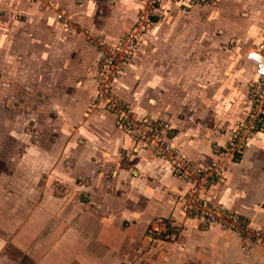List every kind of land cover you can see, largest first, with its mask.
I'll use <instances>...</instances> for the list:
<instances>
[{
  "label": "crops",
  "instance_id": "0c3cea01",
  "mask_svg": "<svg viewBox=\"0 0 264 264\" xmlns=\"http://www.w3.org/2000/svg\"><path fill=\"white\" fill-rule=\"evenodd\" d=\"M139 6V0H0V35L6 38L7 53L10 44V73L24 72L30 59L37 70L54 63V78L62 87L54 98L61 108L50 127L51 137L26 147L39 152L37 165L46 176L43 188L11 190L26 199L16 205L20 212L31 206L19 225L14 219L7 223V215L1 217L6 225L0 227V264H26V259L30 264H264V255L242 251L235 232L180 215L182 201L176 195L184 194L189 182L134 142L111 113L87 110L98 53L80 29L121 37L135 22ZM164 6L156 9L154 18ZM64 18L79 28L65 25ZM161 37L157 25L146 35L117 84L119 94L135 102L140 115H146L149 103V115L169 120L165 135L194 163L223 158L214 145H222L228 133L215 127L217 115L199 120L177 115L176 102L183 94L168 96L175 106L166 112V84L158 88L155 77L147 79L146 69L155 70L148 66L147 52ZM260 42L264 24L253 46ZM243 63L245 70L252 66L249 60ZM146 89L153 90L147 99ZM230 117L226 114L223 120ZM224 159L222 180L212 184L206 196L264 228V133L252 139L240 158ZM22 162L23 167L31 165H24V157ZM26 172V179L34 181L36 173ZM157 216L171 217L184 227L173 240H152L147 230Z\"/></svg>",
  "mask_w": 264,
  "mask_h": 264
},
{
  "label": "rangeland",
  "instance_id": "374dc122",
  "mask_svg": "<svg viewBox=\"0 0 264 264\" xmlns=\"http://www.w3.org/2000/svg\"><path fill=\"white\" fill-rule=\"evenodd\" d=\"M163 4L166 6L162 8L161 12H158L161 13L160 17L154 18L157 15L155 14L157 8L154 10L153 23L142 36L131 63L126 66L121 77L128 73L135 61L139 45L157 25V30L162 33V37L157 39L155 42L157 44L151 47V51L148 50L150 53L147 52V57L150 59L148 66L155 69H146L147 79L151 80L152 77H155L154 83H158V88L161 83L166 84V103L162 102L163 105H166V112L174 109L175 106L171 104L172 101L168 96L173 99L175 95L183 94L184 97L179 98L181 101L176 102L177 115L181 117L188 115L197 120L204 118L205 115L210 116L211 113L217 115L215 127L228 133V137L222 145L215 143L214 148L223 157L215 160L220 161L225 169L224 158H240L252 139L258 134L264 133V126H262L246 140L241 138V141H245L241 152L234 153L228 146L230 137L236 133L239 123L244 122L246 109L251 104L250 88L251 82L255 80L254 64L249 61L252 64L249 70L243 69L242 65L246 59L245 53L254 47L258 30L264 24V0H206L188 5H183L175 0H166V3ZM156 21H159L158 24ZM72 24L70 26L76 29L77 23L72 21ZM133 24L126 33L131 30ZM80 30H82V34H85L83 35L84 41L95 48L98 53L92 77L94 91L87 110L101 109L111 113L115 118L116 125L126 131L134 142L142 145L132 132L121 123L120 116L108 105L112 102L108 101L104 93L101 95L99 92L101 83L100 57L104 50L96 40H102L106 45H109L117 43L126 33L121 37L111 39L82 28ZM7 45L6 38L0 35V51H3L0 52L2 53V57L0 56V227L6 225V221L1 218L2 216L6 218V215L9 218L7 223L14 219L15 224L19 225L23 221L22 216L26 211L25 208L31 206L21 207L20 212L16 205L19 201L24 203L26 199L20 198L17 192L16 194L10 193L11 190H22L24 185L31 189L43 188V180L46 176H42L43 173L40 174V168L37 165L38 157H40L39 152L38 150H27L26 147L30 142L39 141V138L46 140L51 137L50 127L56 124L55 113L61 108H56L60 105L54 101V98L61 93L62 88L57 85L56 78H54V63H47V68L37 70L36 61L28 58L30 60H27L29 63L25 71H18L12 75L10 73V44L9 54L6 52ZM120 79L116 85H112V89L115 91L112 94L122 104H128L131 107L133 119L141 120L149 117L154 119L162 130L163 128L164 130L168 129L169 120L148 114L151 113L147 107L150 106L149 103L144 109L146 115H140L137 111L142 112V110L136 103L124 99L119 94L117 84ZM143 91H145L143 93L145 99L153 94L151 89ZM226 114L234 117L223 120ZM39 129L42 133H35ZM168 131L170 132V129ZM23 157L24 165L29 162L30 166L26 164L23 167L21 164ZM28 169L36 173L33 175L36 177L34 181L26 179L28 177L26 170ZM55 170L54 168L52 171ZM41 176L42 182L40 181ZM243 218L245 219V217ZM245 221L247 222L246 219ZM249 224L250 227L258 229L264 239V228L250 221ZM176 225L171 235L159 238L166 241L176 238L184 227L177 221ZM240 243L242 251L245 253L252 249L255 253L264 255L262 240L253 241L249 246H245L242 240ZM25 263L30 264V261L26 259Z\"/></svg>",
  "mask_w": 264,
  "mask_h": 264
},
{
  "label": "built area",
  "instance_id": "2783aa9c",
  "mask_svg": "<svg viewBox=\"0 0 264 264\" xmlns=\"http://www.w3.org/2000/svg\"><path fill=\"white\" fill-rule=\"evenodd\" d=\"M175 1L188 5L206 0ZM139 2L140 6L133 27L117 43L106 45L104 41L96 40L104 50L100 57V94L104 93L108 101L112 102L108 105L120 116L121 123L146 149L167 162L177 177L189 182L190 186L187 191L182 195H176L182 201L178 209L180 215L198 219L205 226L218 225L223 229L233 231L239 235L245 246H249L253 241L262 240L264 242L261 232L250 227V224L237 210L216 204L206 196L210 186L223 176L224 169L220 161L214 160L206 164L194 163L180 151L174 141L165 135L154 119L149 117L141 120L133 119L131 107L128 104H122L113 95L115 91L112 85H116L126 66L131 63L142 36L153 23L154 10L166 3V0H139ZM63 23L73 25L69 18H64ZM245 57L254 64L255 80L251 82L252 99L246 109L245 120L242 124L239 123L236 133L229 139L228 146L234 153L241 152L244 148L245 141H241V138L246 140L252 133L264 126V42L250 48L245 53ZM176 226L175 219L157 216L149 224L147 237L153 239L171 235Z\"/></svg>",
  "mask_w": 264,
  "mask_h": 264
}]
</instances>
